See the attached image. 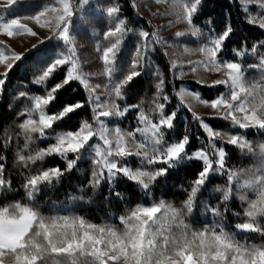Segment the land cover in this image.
Returning <instances> with one entry per match:
<instances>
[{
	"label": "snow or ice",
	"instance_id": "snow-or-ice-1",
	"mask_svg": "<svg viewBox=\"0 0 264 264\" xmlns=\"http://www.w3.org/2000/svg\"><path fill=\"white\" fill-rule=\"evenodd\" d=\"M155 3L164 8L152 17H171L165 25L134 26L118 0L0 4V95L12 71L29 62L30 72L14 89L13 101H23L15 131L0 140V264H264V39L231 43L238 26L230 11L200 20L203 0ZM238 3L264 35V0ZM173 24L186 27L160 34ZM86 26L91 54L78 40ZM21 35L36 43L17 51L9 39ZM158 52L167 75L152 58ZM145 73L154 91L136 99ZM189 73L195 89L183 81ZM232 149L252 162L230 163ZM9 151L23 189L11 200ZM85 161L79 195L44 196ZM182 169L191 178L179 186L182 198L170 199L169 178ZM214 178L223 183L209 191ZM97 196L118 213L91 218L83 208Z\"/></svg>",
	"mask_w": 264,
	"mask_h": 264
},
{
	"label": "trees",
	"instance_id": "trees-1",
	"mask_svg": "<svg viewBox=\"0 0 264 264\" xmlns=\"http://www.w3.org/2000/svg\"><path fill=\"white\" fill-rule=\"evenodd\" d=\"M39 2V0H37ZM118 2L122 6L123 14L129 18L131 22H133L134 26L136 24H141V22L135 19L136 10L132 7L131 0H118ZM18 14H25L27 9H17ZM227 11L231 13V19L233 21L234 26H238V30L236 35L233 37L231 43H235L237 39L244 40L248 39L249 42L264 39V35H261L260 31L253 25H249L243 21V13L239 11V3L238 0H203V8L202 15L199 17L200 20H203L206 17H213L217 21L224 19ZM146 24V23H145ZM0 39H3L0 37ZM54 43V42H53ZM45 47H48L45 44ZM153 60L156 64L160 65L162 71L167 75V63L168 58H166L163 54L157 53L153 55ZM31 59V58H30ZM29 66V62H26L25 65H22L21 68L16 69L11 72L9 81L7 82L6 89L3 95H0V140H2L5 136V129H8L11 132L15 131V124L18 122L16 119V112L19 111V108L23 101L20 103H15L13 101V97L15 96L14 89L21 90L17 88V85L24 80L27 75L30 79V72H26L25 69ZM255 73H249V75H254ZM184 82L190 84L193 89L197 86L195 81L193 80H183ZM154 81L148 73L143 74L133 85L136 90V99L142 95L145 99H150L151 94L154 91L153 88ZM75 86V85H74ZM201 87V91L207 93L208 90ZM169 93H171V86L168 87ZM132 102H135L134 100ZM12 103L14 106L12 109L9 108V104ZM176 104V99L173 98L171 101V105L174 107ZM182 115L187 114L186 110L181 113ZM189 116V120H190ZM219 126V125H217ZM191 129L193 132L197 131L196 125L192 124ZM181 130H183V125H181ZM254 131V130H253ZM249 139H257L256 136L253 135V132L248 133ZM197 144L199 141L196 142ZM13 146H15V139H13ZM8 168L12 171V193L7 194V198L9 200L18 198L23 195V189L20 187L22 184V178L20 172L22 169L17 168L13 164V155L12 152H8ZM230 163H235L239 166H246L252 161L244 156H242L238 150L232 149L230 152ZM88 170V162L85 161L79 165L78 170H74L70 174H68L58 185H56L51 190H48L44 193V196L52 200H64L69 195H79L77 191L78 185L85 181V177L87 175ZM191 177L186 175L185 170H181L178 173H173V175L169 178V186L166 191L169 193L168 198H173L172 194H176V198H182L180 195V185L187 187V180ZM223 181L219 178H214L211 182V186L215 184H222ZM103 191V190H101ZM164 189H160L157 191V195H159ZM209 191H206L201 199H207L209 195ZM213 195H215L213 193ZM43 199V196L41 197ZM219 199L218 196L215 197L211 202L215 204L216 200ZM238 201H233L231 204L232 208L238 207ZM83 211L90 214L91 218L99 219L105 215V213L117 212V207L114 204H109L104 201L101 196H97L91 204H87L84 206ZM229 222H234L233 218L229 214L228 216Z\"/></svg>",
	"mask_w": 264,
	"mask_h": 264
},
{
	"label": "rangeland",
	"instance_id": "rangeland-1",
	"mask_svg": "<svg viewBox=\"0 0 264 264\" xmlns=\"http://www.w3.org/2000/svg\"><path fill=\"white\" fill-rule=\"evenodd\" d=\"M5 0H0V4H3ZM137 4L139 7L136 10L135 13V19L139 20L141 24H145L148 19H152V22L154 25H165L171 17L169 16H156L152 17V13L155 12L157 9H160L163 11L164 6L161 4L155 3V0H137ZM145 4L147 5L145 7ZM251 11L255 12L256 9L253 7ZM137 12L141 13L142 15L140 17H137ZM28 22V21H24ZM30 23V22H28ZM92 24H94L96 27L101 28L102 26L100 24H97L95 20H92ZM186 27L184 24H173L170 27H163L161 29L160 34L165 37H170L172 36L173 33H175L178 29H183ZM40 36H44L47 34L45 30H39ZM91 33L90 29L86 26L84 31L79 33L78 35V40L80 41L81 44L85 45V53L91 54L92 53V44L93 41L91 40ZM3 38V37H1ZM9 43L16 48L17 51H23L25 48H30L32 44L36 43V38L34 37H29L27 35H21L18 36L14 39H9ZM179 43L181 44H190L192 46H195L194 40L192 39H180ZM169 51H173L172 49H169ZM177 55H179V50H177ZM98 65H94V68H97ZM211 78H215V75H213ZM183 80H193V76L191 73L185 75L183 77ZM97 82V81H94ZM196 110L199 112H207L208 109L204 108L203 106H196ZM128 121L126 120L125 123Z\"/></svg>",
	"mask_w": 264,
	"mask_h": 264
}]
</instances>
